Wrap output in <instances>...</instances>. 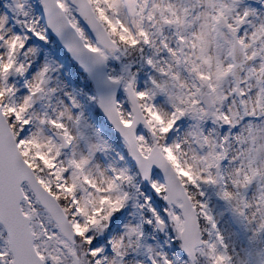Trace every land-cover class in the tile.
<instances>
[{"label":"snow or ice","instance_id":"snow-or-ice-1","mask_svg":"<svg viewBox=\"0 0 264 264\" xmlns=\"http://www.w3.org/2000/svg\"><path fill=\"white\" fill-rule=\"evenodd\" d=\"M0 264H264V0H0Z\"/></svg>","mask_w":264,"mask_h":264},{"label":"rangeland","instance_id":"rangeland-1","mask_svg":"<svg viewBox=\"0 0 264 264\" xmlns=\"http://www.w3.org/2000/svg\"><path fill=\"white\" fill-rule=\"evenodd\" d=\"M47 52H48V50H47V48H45L41 54L43 55V54H45V53H47ZM58 55H59V53H58ZM52 56H54V57L57 58V54H56V53H53ZM59 57H61V56L59 55ZM61 78H62L64 81H66L67 83H69V81L67 80V78H66V76H65V74H64V67H63V69L61 70ZM69 84H70V83H69ZM80 99H81V101L84 103L83 99H82V98H80ZM84 106H85V110H86V112H88L89 110H88V108L86 107L85 104H84Z\"/></svg>","mask_w":264,"mask_h":264},{"label":"trees","instance_id":"trees-1","mask_svg":"<svg viewBox=\"0 0 264 264\" xmlns=\"http://www.w3.org/2000/svg\"><path fill=\"white\" fill-rule=\"evenodd\" d=\"M80 73V72H79ZM81 74V73H80ZM82 75V74H81ZM82 79H83V81H85V83H86V85L90 88V86H89V84H88V81L83 77V75H82Z\"/></svg>","mask_w":264,"mask_h":264}]
</instances>
